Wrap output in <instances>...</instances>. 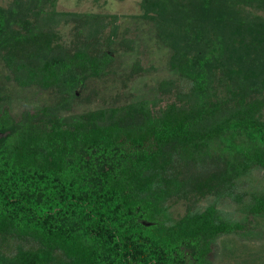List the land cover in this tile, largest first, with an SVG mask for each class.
I'll return each instance as SVG.
<instances>
[{
  "label": "trees",
  "instance_id": "16d2710c",
  "mask_svg": "<svg viewBox=\"0 0 264 264\" xmlns=\"http://www.w3.org/2000/svg\"><path fill=\"white\" fill-rule=\"evenodd\" d=\"M208 3L180 1L169 19L186 22L165 32L170 66L190 85L155 112L141 100L64 113L108 54L87 43L69 52L54 21L20 12L12 27L17 18L0 13V58L13 80L61 94L19 117L0 114V264H213L218 238L257 231L264 191L249 194L242 219L218 203L240 200L238 179L264 170V0ZM192 44L200 52L183 49ZM172 197L190 202L175 220Z\"/></svg>",
  "mask_w": 264,
  "mask_h": 264
},
{
  "label": "rangeland",
  "instance_id": "374dc122",
  "mask_svg": "<svg viewBox=\"0 0 264 264\" xmlns=\"http://www.w3.org/2000/svg\"><path fill=\"white\" fill-rule=\"evenodd\" d=\"M180 1L184 0H0V13L2 18L12 22L20 12L30 20L39 17L44 18L43 22L54 21L56 42L69 52L87 43L89 53L96 55L104 51L108 54L110 61L106 67L97 74H87L83 84L75 86L77 95L64 113H82L141 100L148 101L155 112L176 101L190 85L188 79L170 66L173 47L165 32L168 28L172 30L171 27L177 32L176 26L183 27L186 23L169 20L182 10L178 5ZM208 1V4L213 2ZM55 12L95 14L98 21L86 23L80 17H58ZM19 17L12 27L19 26L15 24ZM183 49L192 55L196 50L200 52V47L193 44L189 50ZM208 60L205 62L210 65ZM66 76L72 78L71 73L67 72ZM60 95L56 90L36 85H19L0 58V114L7 110L19 117L25 110L54 105L61 100ZM236 191L242 195L240 200L223 199L218 206L229 218L242 219L249 194L264 191V170L255 169L240 177ZM211 200L212 197L203 198L197 205L204 207ZM189 204L188 200L172 197L167 201V214L175 220ZM251 225L257 229L251 236L226 234L218 238L213 264H264V216L254 217Z\"/></svg>",
  "mask_w": 264,
  "mask_h": 264
}]
</instances>
